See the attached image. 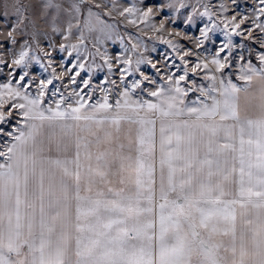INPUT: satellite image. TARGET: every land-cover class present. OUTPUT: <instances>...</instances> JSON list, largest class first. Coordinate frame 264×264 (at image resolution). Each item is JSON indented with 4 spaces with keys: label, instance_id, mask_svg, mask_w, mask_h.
I'll use <instances>...</instances> for the list:
<instances>
[{
    "label": "snow or ice",
    "instance_id": "obj_1",
    "mask_svg": "<svg viewBox=\"0 0 264 264\" xmlns=\"http://www.w3.org/2000/svg\"><path fill=\"white\" fill-rule=\"evenodd\" d=\"M0 264H264V0H0Z\"/></svg>",
    "mask_w": 264,
    "mask_h": 264
}]
</instances>
